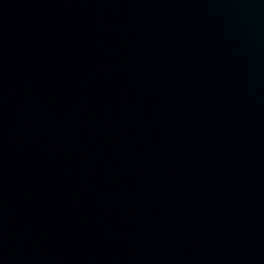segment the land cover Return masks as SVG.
Masks as SVG:
<instances>
[{
    "label": "water",
    "instance_id": "water-1",
    "mask_svg": "<svg viewBox=\"0 0 264 264\" xmlns=\"http://www.w3.org/2000/svg\"><path fill=\"white\" fill-rule=\"evenodd\" d=\"M0 264H264V0H0Z\"/></svg>",
    "mask_w": 264,
    "mask_h": 264
}]
</instances>
